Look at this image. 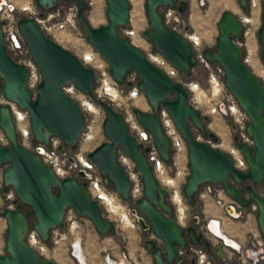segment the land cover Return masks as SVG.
<instances>
[{"label": "water", "instance_id": "95a60500", "mask_svg": "<svg viewBox=\"0 0 264 264\" xmlns=\"http://www.w3.org/2000/svg\"><path fill=\"white\" fill-rule=\"evenodd\" d=\"M36 1L45 9H52L58 0ZM75 1L78 4V22L90 44L109 65L111 76L117 82H123L131 70L138 73L137 87L144 92L151 110L134 108L133 113L140 125L151 134L159 156L166 162L171 157L170 139L161 126L160 106L169 113L185 140L189 172L182 186L184 197L194 205L201 185L211 182L220 185L240 206L249 207L254 202L256 225L264 241V195L249 189L245 196L234 184L246 178L261 183L264 178V84L242 60L243 49L235 42L243 30L239 17L231 10H224L217 21L215 46L205 47L202 52L209 61H218L222 65L225 86L248 115L245 132L252 139L251 145L238 139L235 123L227 118V124L235 133L233 138L246 160V169L236 168L228 152L196 138L194 130L212 140L218 139L208 129L201 112L188 101L185 86L152 64L140 47L118 32V27L128 24V0H106L107 22L97 26H93L84 14L86 1ZM237 2L241 9L248 8V0ZM167 6H176L183 12L188 8V1L145 0L149 28L142 33L154 50L188 77L197 60L188 40L165 24L160 8ZM18 27L41 72V80L33 91L29 85L30 69L8 51L0 19V87L8 101L16 102L29 111L35 138L49 145L50 136L59 137L62 141L59 151L65 155L67 146L75 148L84 129L85 118L80 104L63 87L72 82L82 93L92 94L94 69L48 36L35 18L27 14L20 16ZM257 36L260 58L264 62V0H261ZM99 103L104 111L102 130L107 139L90 150L87 157L97 166L103 184L112 186L125 201L131 199V181L118 160L117 150L121 148L139 170L142 194L135 199L131 212L143 230H149L161 241L157 242L152 236L144 240V247L150 252L153 263L185 264V255L179 251L185 250L191 243L201 245L214 264H219L213 251L224 258L222 247H212L194 224L183 227L179 223L169 201L168 190L158 183L147 160L145 151L148 148L142 149L136 137L128 133L127 123L120 111L108 101L101 100ZM0 126L9 141L8 144L0 142V166L5 165L4 189L12 186L18 195L14 200L16 206L11 208L6 206L7 201L0 191V213L7 221L5 252L0 254V264H57L29 245L26 236L32 227L43 240L48 241L50 230L63 226L64 214L69 207L86 216L99 234L115 232L114 222L103 214L83 182L72 175L59 176L36 152L20 142L9 103L0 104ZM67 159L72 161L73 157L68 155ZM78 175L84 177L86 173L80 169ZM20 200L29 204L31 209L25 211ZM226 208L230 213L235 212L232 204ZM193 220L198 222L197 217ZM191 264H195L194 259ZM232 264L242 263L233 259Z\"/></svg>", "mask_w": 264, "mask_h": 264}, {"label": "built area", "instance_id": "2783aa9c", "mask_svg": "<svg viewBox=\"0 0 264 264\" xmlns=\"http://www.w3.org/2000/svg\"><path fill=\"white\" fill-rule=\"evenodd\" d=\"M85 1L90 6H92V8H95L97 6L99 7V5L101 4V0ZM128 1L130 5L137 3V0ZM26 2L27 4L21 6V10L27 15L35 18L40 23L45 33L48 34V36L55 38V32L62 29H66L69 31L74 30L73 32H75L77 35L82 36L83 32L80 28L77 27L76 23V8L70 7V9L74 8V11L63 14L60 9H57L55 11L53 9H45L44 7L39 5L36 0H26ZM201 2L203 1L200 0V3ZM130 5L128 24L129 21L131 23ZM260 5L261 0H248V8L246 10L242 9L243 11L238 13V17L243 24L242 32H244V35L246 36L244 41H239L238 37H236L235 42H237V44H239L243 49L242 60L262 80L264 84V62L259 57L260 55L257 54V50L253 48L250 39H248V36L252 35L254 29V25L252 23L253 10L256 8L260 9ZM164 8L165 12L162 13V15L165 24L170 28L176 30L188 40L197 62L202 64V66L207 71L208 87L206 89L202 88L199 83L195 81H189L182 84L185 86L186 90H190L193 93V98L196 103L199 102L196 98L195 89H197V87H200V89L203 90L206 94L207 100L203 102L206 105V110L208 111V113L219 114L220 116L224 115L230 118L236 125V132L238 133L239 140L251 145L252 139L245 132V126L249 120L248 115L238 105L231 92L227 89H224V69L222 65L218 61H209L205 58L202 50L206 45L204 44L203 38L200 34H197L199 36V39L196 37H192V33H194L195 31L189 32L184 29V26H180L181 21L179 20V16L181 11H179L176 6H167ZM245 16H249L251 20L245 22L243 20ZM0 19L8 51L10 52V54L13 53L18 55L19 62L29 67V80L33 77L37 85V83L41 80V72L37 64L33 61L30 50L19 30V16L15 13V5L13 3L2 1L0 2ZM122 28H126L125 33L130 38H128L130 42L137 46L139 45L137 43L138 40L143 42L144 45L141 46L143 47L141 49L143 50L146 58L152 64L162 69L168 76H170L174 80L179 81L178 79H176L178 78L179 71L159 51L152 48L151 42L143 36L142 32L144 29L137 28L133 25V23L130 25V27H127L126 25ZM91 46L92 45H90V47L88 48L89 52L82 55L80 59L83 62L88 63L91 67H94L100 71V75H102V82L104 81V79H107L109 85L114 84L115 82H112L114 78L112 79L109 69L105 65L104 59L101 58L97 50L93 46V48ZM126 76H132L131 78L134 79L139 75L135 70H131L125 75V77ZM190 82L193 83L194 88L192 89V84H190ZM214 87L218 88L219 90L213 94L212 90ZM63 88L69 95H71V93H74L76 90V87L73 83H71L70 87L64 86ZM132 94H136V91H134ZM6 102L11 105L20 142L30 150L36 152L39 157L45 163H47L59 176L75 174L73 176L77 177L80 182L84 183L90 197L96 200L101 207V204L105 203L103 202V200L105 199L106 193H110H108L105 185L102 182V175L99 172L97 166L87 157L86 154H83V152L81 151L75 154H68V151L65 155L61 154L59 151L61 139L55 135L49 137V145L45 144L42 141H38L35 138L33 130L31 128L29 111L26 108L19 106L16 102L8 101L2 90H0V104ZM232 111H235L234 119L229 115V113ZM159 114L163 131L170 139L171 157L168 162H166L159 156V153L154 146L151 134L140 125L135 117V114L127 112L126 115H122L125 122L127 123L128 133L133 134L136 137L137 141L141 144L142 149L148 148V150L145 151V155L148 162L151 164L153 173L158 183L161 186H164L167 190L172 189V192L174 190L181 191V187L185 182V177L189 172L187 167L188 158L186 142L179 133L171 116L163 106H160ZM196 138L214 145V143L211 141L212 139H204L201 134H197ZM0 142L4 144L9 143L8 138L1 126ZM231 146L237 150V153L234 155L229 153L234 166L239 169H246V160L241 150L237 146V143L231 142ZM79 154L81 155L80 157L78 156ZM68 155H71L73 157L72 161L67 159ZM117 156L118 160L125 167L129 180L131 181V197L133 196V192L136 193V195L133 196L135 197L133 198L135 202V199L142 193L140 172L136 168L132 159L127 154H125L121 148L117 150ZM81 157H84V161H81ZM3 169L4 167L1 165L0 191H2V194L7 201L6 206L14 208L16 206L14 205V200L16 199L17 195L14 188H11L10 190L4 189ZM80 169H83L85 171L86 176L82 177L78 175V171ZM201 188L202 190L200 192V196L204 202L202 212L207 219L199 228H197L196 226L195 227L209 240L212 247L216 245H220L222 247V250L225 254L224 258H221L216 252L213 251V255L218 260L219 264H232L233 259L239 260L242 264H264V241L260 235L259 230H255L250 233L248 232L243 240H240L238 236L232 233H226L225 231H223L225 235L232 238L236 242V245H233L226 242L224 236L216 233L209 226L211 221L217 220L219 225L223 227V216H226L229 220H234L235 218H239L242 213H244L245 215L249 211L250 213L247 215L252 214V216H254L256 210L255 203H251L249 207L240 206L225 193L224 189L221 186L219 188H216L215 183L205 182L201 185ZM206 201H212L214 205L218 207V209L216 210V215H207V212H205ZM228 204H232L234 206V213H230L227 210L226 206ZM103 214L105 215V213ZM129 214L130 217L136 221L135 215L131 212V208ZM85 217L81 216L73 208L69 207L65 211L64 221H69L70 227L74 228L79 226L80 219H82L83 223H85L87 227L96 230L94 229V225L92 224V222ZM111 220L113 221V219ZM55 229H60V227H54L50 230L49 239L53 237L52 234ZM3 237L4 231L2 232L0 230V254L5 252V240H3ZM78 240L79 239H75L70 243L69 252L70 256L75 260L76 264H84L83 259L80 258V255L74 252L75 243ZM26 241L40 253L48 252L50 250L55 251L56 243L58 242L57 240H43L38 231L32 227L27 233ZM78 245L79 248L81 245V251H83L84 253L80 240ZM81 251H79V253ZM179 252L183 254L187 252L192 253V255H194L193 259L195 261V264H214L213 259L209 256L207 251L202 248L201 245H194L189 243L185 250H180ZM85 258L87 264H94V262L88 259L86 255ZM139 262L140 261H137L136 257L131 254L130 250L125 247L124 249H120L117 252H113L112 250L104 251L100 263L95 264H140Z\"/></svg>", "mask_w": 264, "mask_h": 264}, {"label": "rangeland", "instance_id": "374dc122", "mask_svg": "<svg viewBox=\"0 0 264 264\" xmlns=\"http://www.w3.org/2000/svg\"><path fill=\"white\" fill-rule=\"evenodd\" d=\"M187 1H188L187 10L181 12L179 16V20L181 21L180 26H184L185 27L184 29L189 32L195 31L194 33H192L193 35L200 34L201 37L203 38L204 44L206 45L205 47L215 46V37L218 33L217 21L224 10L227 9L231 10L237 16L238 13L243 11L239 7L237 0H202L203 2L201 3L200 0H187ZM8 2L13 3L15 5L16 15L20 17L26 14L21 10V6H23L26 3V0H8ZM136 2L137 5L136 4L130 5L131 23L129 21L127 27H130V25L133 23V25L136 26L137 28H142V29L149 28L147 17L145 15V7H144L145 0H137ZM105 5H106V0L104 1L101 0V4L99 5V7L97 6L95 8H92V6H90L87 3L86 8L84 9V14L87 16L89 22L93 26L105 24L107 22L105 15ZM228 5H231L232 8ZM70 7H74L78 10V4L76 3L75 0H58L56 5L52 9L54 11L60 9V11L63 14H66L68 12L74 11V8L70 9ZM77 10L75 11L76 14H77ZM160 10L162 13L165 12L164 7H161ZM260 14H261V9L259 10L258 8H256L253 10L252 23L254 25V29L252 35L248 36V39H250V41L252 42L253 48L257 50L256 52L259 55H260V43L257 36V30L260 25ZM248 20H251V18L245 17L244 21L247 22ZM76 23H77V27L80 28L81 31L83 32L82 36L77 35L75 32H73L74 30L69 31L66 29L65 30L62 29V30H57L55 32V38L53 37V39L58 43H60L66 49L72 51L79 58H81L82 52L87 48H89L91 44L86 38L83 28L79 24L77 16H76ZM125 29L126 28L118 27V32L121 35L129 38L125 33ZM245 36L246 35H244V32H242L241 35L238 37L239 41L240 40L244 41ZM137 43L140 45V46L138 45L140 48H143L141 47L144 45L142 41L138 40ZM11 55L16 60L19 61L18 55L13 53ZM104 62L106 67L109 69V65L107 64V62L105 60ZM84 63L86 65H89L86 62ZM92 68L94 69V77H95L92 94L87 95L77 89L75 90L74 93H71V96L81 106L85 118V126L77 140L75 148H70L67 146L68 154H75L81 151L83 152V154L87 155V153L90 150H92L97 144L107 139L106 136L103 134V130H102V120L104 118V111L99 103L101 100L110 102L113 105V107L118 111H120L123 115H126L127 112L133 113L134 108H140L142 110H147V111L151 110V107L147 101L144 92L137 87V81L139 79V76H137L134 79L131 78L132 76H126L123 82H117L112 77L113 79L112 82H115L114 84H112V86L116 88L118 92V96L116 97L115 100H110L108 98L110 97V95L103 94L101 92L102 75H100V71L94 67ZM32 78L29 80V85L31 89L35 91L36 83L34 78L33 79ZM176 79H178L179 82L183 84L189 81H195L198 82L199 85L204 89L208 87L207 71L199 62H196V64L193 66L191 74L188 77L184 76L181 72H179L178 78ZM71 83L72 82H69L65 86L70 87ZM224 89H227L225 85H224ZM0 90H2L1 87ZM134 91H136L135 95L132 94ZM82 97L87 98V99L84 98L83 101L85 102L90 101L94 104L93 107L95 108L94 111H88L84 108V105L82 104L83 102L81 100ZM171 97H174V94H171ZM188 97H189V102L195 105V107H197V109L201 112L202 116L204 117L205 124L208 126V129L210 131H213L218 137L217 140H211L209 136L202 135L203 138L210 139L214 143V146L219 147L228 153H231V149L233 148L231 146V142H235V139L233 137L235 133L237 135L238 133L237 132L234 133L231 130L230 126L227 124L228 117L224 115L220 116L219 114L208 113L204 102L196 103V101L193 98V93L190 90L188 91ZM219 128L221 129L223 128V129L219 130ZM194 134L196 136L197 134L200 133L194 130ZM228 142H230L229 147H228ZM2 166L4 167L5 165ZM69 175L73 176L75 174H69ZM105 187L108 193H110L114 197V201L118 203V205H120V208H118L117 211L121 213L122 216L127 221V223L130 224H125L124 222H122L119 215L111 212L108 209L107 205L103 203L101 204L102 212L105 213V215L108 216L109 218L113 219L115 223L114 233H109L105 235L99 234L96 230L87 227L85 223H83L82 219H80L79 226L74 228L70 227L69 221L66 222L64 221L63 226L60 227V229H55L52 234L53 237L48 240V241L51 240L58 241L56 243L55 251L50 250L48 252L41 253L42 255H44L48 259L55 260L57 264H76L75 260L70 256L69 248H70V243L73 240L79 239L81 241L86 257L91 261H93L94 264L100 263L104 251L112 250L113 252H117L118 250L124 249L125 247H127L130 250L131 254L136 257L137 261H140L139 262L140 264H154L150 252L145 249L143 244L146 238L151 236L154 237L152 232H150L149 230L146 231L143 230L133 218H131L132 219L131 221L130 216L128 215V213H130V208L135 206V202L133 200V198L135 197L132 196L130 200L125 201L122 200L117 195V193L113 190L112 186L105 185ZM215 187L219 188L220 185L215 184ZM11 188L13 187L10 186L9 190ZM201 190L202 188L200 187L199 192L195 196L196 201L194 205H191L181 192V195L183 197V204H184V207L183 206L182 207L183 209H185L184 213H181V215L185 217L183 220V224H181L183 227H186L189 224H194L197 228H199L207 219L204 213L202 212L204 202L200 196ZM171 193H172V189H169L168 198ZM17 198L18 195L16 196V199ZM169 201L172 203L175 210V214L177 216L176 206L171 201V196L169 198ZM20 203L23 204L25 211H29L31 209L29 204L23 203L21 200ZM206 205L207 206L205 207V212H207V210L209 209L211 210L213 209L214 211L218 209V207L215 206L212 201H206ZM121 209L125 210V212H121ZM249 213L250 211L247 212V214ZM247 214L244 215V213H242V215L239 218H235L234 220H232V223L234 225L240 226V228L243 230H249L250 233L252 232L250 225L251 222L255 221L254 220L255 217L252 216V214L250 215ZM195 217L198 218L197 223H194L193 219ZM6 228H7L6 218L4 217V215H2V213H0V230L2 232L4 231V237L6 235ZM222 228L224 230V227ZM156 240L159 243L161 242L160 239L158 238H156ZM184 255H185V264H191L194 255H192V253L190 252H187Z\"/></svg>", "mask_w": 264, "mask_h": 264}, {"label": "bare ground", "instance_id": "6f19581e", "mask_svg": "<svg viewBox=\"0 0 264 264\" xmlns=\"http://www.w3.org/2000/svg\"><path fill=\"white\" fill-rule=\"evenodd\" d=\"M2 2H8V0H3ZM229 2V1H228ZM25 4H27V2L25 3ZM24 4V5H25ZM228 6H230L231 7V5H228ZM261 6V5H260ZM232 8V7H231ZM233 9H234V7H233ZM236 9V8H235ZM260 9H261V7H260ZM259 9V10H260ZM95 13V12H94ZM96 14V13H95ZM94 15V14H93ZM95 16V15H94ZM98 17V16H97ZM246 17V16H245ZM249 17V16H248ZM247 18V17H246ZM243 20H245V18L243 19ZM93 21V20H92ZM248 21H250V20H248ZM192 37H196V38H198L199 39V36L198 35H196V34H192ZM89 52V49L87 48L86 50H84L83 52H82V54L81 55H84V54H86V53H88ZM190 84H192L191 85V89L192 88H194L193 87V83L192 82H190ZM219 89L218 88H216V87H214L213 88V90H212V92H213V94L216 92V91H218ZM101 92L104 94H107V95H110V97H108L110 100H115L116 99V97L118 96V92H117V90H116V88L114 87V86H112V85H109V82H107V79H104V81L102 82V86H101ZM195 94H196V98H197V101L198 102H200V103H202L203 101H205V100H207V98H206V94L204 93V91L203 90H201L200 89V87L198 88L197 87V89H195ZM135 95V94H134ZM87 99L86 97H82V104L84 105V108L86 109V110H88V111H94L95 110V108H93L94 107V104L92 103V102H90V101H88V102H85V101H83V99ZM204 99V100H203ZM137 102V101H136ZM6 103H8V102H6ZM229 115L234 119V117H235V111H232V112H230L229 113ZM217 120H218V118H217ZM220 122V121H219ZM218 125V124H217ZM223 127V126H222ZM215 128V127H214ZM223 129V128H222ZM221 128H219V130H222ZM214 130V129H213ZM218 130V131H219ZM225 143V142H224ZM229 144H230V142H228V147H229ZM227 146V145H226ZM237 153V150L233 147L232 149H231V154H236ZM79 157L81 156L80 154L78 155ZM81 159V161H84V157H81L80 158ZM186 178V177H185ZM183 186V185H182ZM2 192V191H1ZM181 192H182V187H181V191H179V190H174L171 194H170V196H171V201L175 204V206H176V212H177V219H178V215H179V223H181V224H183V220H184V216L183 215H181V213H184V210L185 209H183V207H184V204H183V197H182V195H181ZM136 195V193L135 192H133V196H135ZM170 196H169V198H170ZM103 202H105L106 203V205H107V207H108V209L111 211V212H113V213H116V214H118L119 215V217H120V219L122 220V222H124L125 224H130V223H127V221L125 220V218L122 216V214L121 213H119L117 210H118V208H120V205H118V203H116L115 201H114V197L111 195V194H107L106 193V195H105V199L103 200ZM111 204H112V206H111ZM183 206V207H182ZM207 206V205H206ZM11 208H13V207H11ZM114 208H115V210H114ZM121 212H125V210H122L121 209ZM127 212V211H126ZM128 215L130 216V214L128 213ZM255 215V214H254ZM5 217V216H4ZM255 217V216H254ZM130 219H131V217H130ZM131 221H132V219H131ZM209 226L211 227V229L212 230H214L216 233H218V234H220V235H222V236H224L225 237V240H226V242H228V243H231V244H233V245H236V242L232 239V238H230V237H228L227 235H225L222 231V227L219 225V223H218V221L217 220H214V221H211L210 222V224H209ZM3 240H5V237H3ZM78 243H79V240L75 243V247H74V252L76 253V254H79L80 255V258L81 259H83V262H84V264H87V261H86V258H85V255H84V253H83V251H81V245H80V248H79V245H78ZM80 249V250H79ZM79 251H81L80 253H79Z\"/></svg>", "mask_w": 264, "mask_h": 264}, {"label": "crops", "instance_id": "0c3cea01", "mask_svg": "<svg viewBox=\"0 0 264 264\" xmlns=\"http://www.w3.org/2000/svg\"><path fill=\"white\" fill-rule=\"evenodd\" d=\"M216 213L217 212L214 211V210H211V209L207 210V215L208 216L216 215ZM223 219H224V224H223L224 230H223V228H222V230L225 231L226 233H232V234L238 236L240 240H243L244 237L246 236L247 232H249V230H243V229L240 228V226L234 225L232 223V220L231 219L229 220L226 216H223ZM250 226H251V229H252L251 231L258 230L257 225H256V221L251 222Z\"/></svg>", "mask_w": 264, "mask_h": 264}, {"label": "flooded vegetation", "instance_id": "af4514ba", "mask_svg": "<svg viewBox=\"0 0 264 264\" xmlns=\"http://www.w3.org/2000/svg\"><path fill=\"white\" fill-rule=\"evenodd\" d=\"M234 184L236 188H239L242 190V193L245 196L248 194L249 189H253L254 191H257L258 193L264 195V178L261 183H258L254 180L246 178V179L241 180L240 182H234ZM178 221H179V215H178Z\"/></svg>", "mask_w": 264, "mask_h": 264}]
</instances>
